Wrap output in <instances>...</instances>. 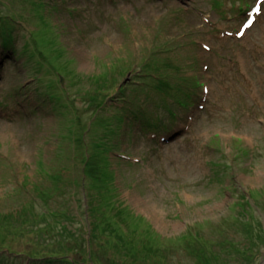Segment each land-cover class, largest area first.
Instances as JSON below:
<instances>
[{
  "label": "rangeland",
  "instance_id": "374dc122",
  "mask_svg": "<svg viewBox=\"0 0 264 264\" xmlns=\"http://www.w3.org/2000/svg\"><path fill=\"white\" fill-rule=\"evenodd\" d=\"M0 231V264H264V1L0 0Z\"/></svg>",
  "mask_w": 264,
  "mask_h": 264
},
{
  "label": "trees",
  "instance_id": "16d2710c",
  "mask_svg": "<svg viewBox=\"0 0 264 264\" xmlns=\"http://www.w3.org/2000/svg\"><path fill=\"white\" fill-rule=\"evenodd\" d=\"M104 103V101L103 100H101L100 102H99V104H96V105H102ZM144 121H145V123L146 124H149V122H148V120L145 118L144 119ZM211 166H212V168H213V166H214V164H211ZM219 166H220V164H219ZM215 167V166H214ZM217 175H219V173L217 174ZM220 176V175H219ZM8 217H9V219L11 220L12 218H13V216H11V215H7ZM6 216V217H7ZM2 220V219H1ZM257 220H259V219H257ZM4 225V224H3ZM140 229V230H142V231H145V230H143V229H141L142 227L141 226H139V227H137L136 229ZM135 229V230H136ZM134 230V231H135ZM148 234L149 233H147V232H145V235L148 237V239H150L151 240V242H154V240L152 239V238H150L149 236H148ZM9 235H11V234H9ZM5 237H6V234L5 233H1V231H0V241L1 240H3V239H5ZM0 249H2V247L0 248ZM146 249L149 251V252H151V253H153V250H162V249H160V248H157V247H155V248H152L151 246H146ZM6 251H7V253H9V254H14V256L13 257H17V255H20V254H24V253H22V252H15V251H12L11 249H9V248H6ZM162 252H164L165 254H162L163 255V257H164V255H166V257H168V255H167V250L166 249H164V250H162ZM24 255H26L27 257H30V258H38V257H36V256H33L31 253L30 254H24ZM205 255H207V259H205ZM217 255L218 254H189V256H192L193 257V259H194V261H195V264H212V262H215L216 260H218V258H217ZM221 255H223V254H221ZM4 256V255H3ZM68 261L70 262V263H72V261H71V259H68ZM82 263V262H87L88 263V260H86V259H82V260H80V261H78L77 263ZM93 264V263H92ZM169 264V263H168Z\"/></svg>",
  "mask_w": 264,
  "mask_h": 264
},
{
  "label": "snow or ice",
  "instance_id": "6c2138e0",
  "mask_svg": "<svg viewBox=\"0 0 264 264\" xmlns=\"http://www.w3.org/2000/svg\"><path fill=\"white\" fill-rule=\"evenodd\" d=\"M252 23V21L251 20H249L248 21V24L250 25ZM248 25H245V27H247Z\"/></svg>",
  "mask_w": 264,
  "mask_h": 264
},
{
  "label": "bare ground",
  "instance_id": "6f19581e",
  "mask_svg": "<svg viewBox=\"0 0 264 264\" xmlns=\"http://www.w3.org/2000/svg\"><path fill=\"white\" fill-rule=\"evenodd\" d=\"M263 1H264V0H263ZM251 26H252V24L250 25V27H251ZM250 27H249V28H250Z\"/></svg>",
  "mask_w": 264,
  "mask_h": 264
},
{
  "label": "water",
  "instance_id": "95a60500",
  "mask_svg": "<svg viewBox=\"0 0 264 264\" xmlns=\"http://www.w3.org/2000/svg\"><path fill=\"white\" fill-rule=\"evenodd\" d=\"M63 78L61 77V80H62Z\"/></svg>",
  "mask_w": 264,
  "mask_h": 264
}]
</instances>
